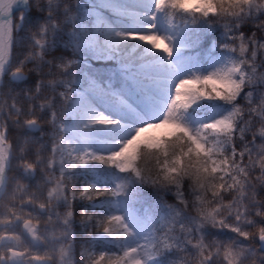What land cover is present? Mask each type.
I'll return each instance as SVG.
<instances>
[{"label":"snow or ice","instance_id":"1","mask_svg":"<svg viewBox=\"0 0 264 264\" xmlns=\"http://www.w3.org/2000/svg\"><path fill=\"white\" fill-rule=\"evenodd\" d=\"M261 188L264 0H0V264H264Z\"/></svg>","mask_w":264,"mask_h":264},{"label":"trees","instance_id":"2","mask_svg":"<svg viewBox=\"0 0 264 264\" xmlns=\"http://www.w3.org/2000/svg\"><path fill=\"white\" fill-rule=\"evenodd\" d=\"M93 65L95 67H101L100 64L98 62H95V61H93ZM101 70L103 71L104 69L101 68ZM258 126L259 125H257V127ZM13 174H14V172H10L9 173V175H13ZM260 195H261V197H264V188H261L260 189ZM169 202H171V200H169ZM75 218H76L77 222H79L80 216H79V211L78 210L76 211V217ZM252 231H255V229H252ZM76 233H77V243H76V248H75V259L77 261H79L81 259L80 255H79L80 250H81L80 249V244H81V241L84 238V234L81 232V230L79 229V227L76 228Z\"/></svg>","mask_w":264,"mask_h":264}]
</instances>
